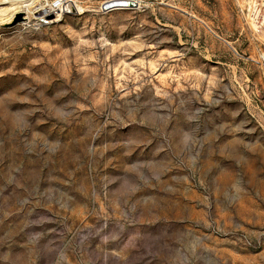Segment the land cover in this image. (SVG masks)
Returning a JSON list of instances; mask_svg holds the SVG:
<instances>
[{"label":"rangeland","instance_id":"374dc122","mask_svg":"<svg viewBox=\"0 0 264 264\" xmlns=\"http://www.w3.org/2000/svg\"><path fill=\"white\" fill-rule=\"evenodd\" d=\"M76 1L0 25V264H264L244 0Z\"/></svg>","mask_w":264,"mask_h":264},{"label":"bare ground","instance_id":"6f19581e","mask_svg":"<svg viewBox=\"0 0 264 264\" xmlns=\"http://www.w3.org/2000/svg\"><path fill=\"white\" fill-rule=\"evenodd\" d=\"M70 8H76L78 15L84 12L76 0H0V25H15L14 20L21 13L25 14L22 18L27 21L24 25L28 28L33 26L38 13L46 20L49 16L60 20Z\"/></svg>","mask_w":264,"mask_h":264},{"label":"built area","instance_id":"2783aa9c","mask_svg":"<svg viewBox=\"0 0 264 264\" xmlns=\"http://www.w3.org/2000/svg\"><path fill=\"white\" fill-rule=\"evenodd\" d=\"M114 1H124V3L119 2L122 5L112 9L110 3ZM126 1L128 0H110L104 4V11L128 8L125 4ZM241 12L247 26L264 39V0H244Z\"/></svg>","mask_w":264,"mask_h":264},{"label":"water","instance_id":"95a60500","mask_svg":"<svg viewBox=\"0 0 264 264\" xmlns=\"http://www.w3.org/2000/svg\"><path fill=\"white\" fill-rule=\"evenodd\" d=\"M125 4H126V7H135V3H133V2H131V1H126L125 2ZM122 4H117V3H113V4H111V8L113 9V8H117V7H120ZM71 9V11H74V9L73 8H70ZM21 17H22V14H18L17 15V17H16V19L14 20V23L16 22H20L21 21Z\"/></svg>","mask_w":264,"mask_h":264}]
</instances>
